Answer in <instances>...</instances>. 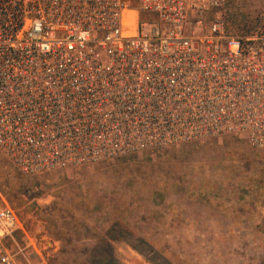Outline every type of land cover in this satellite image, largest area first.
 <instances>
[{"label": "built area", "instance_id": "2783aa9c", "mask_svg": "<svg viewBox=\"0 0 264 264\" xmlns=\"http://www.w3.org/2000/svg\"><path fill=\"white\" fill-rule=\"evenodd\" d=\"M234 1L0 0V156L39 176L225 137L264 150V14L232 25ZM19 231L0 193V264Z\"/></svg>", "mask_w": 264, "mask_h": 264}, {"label": "rangeland", "instance_id": "374dc122", "mask_svg": "<svg viewBox=\"0 0 264 264\" xmlns=\"http://www.w3.org/2000/svg\"><path fill=\"white\" fill-rule=\"evenodd\" d=\"M234 1V0H232ZM231 24L264 14L236 0ZM18 264H264V150L235 137L28 176L0 156ZM10 247V246H9Z\"/></svg>", "mask_w": 264, "mask_h": 264}]
</instances>
